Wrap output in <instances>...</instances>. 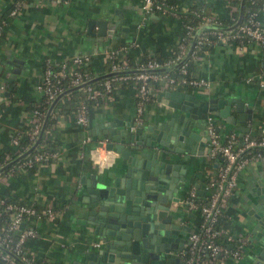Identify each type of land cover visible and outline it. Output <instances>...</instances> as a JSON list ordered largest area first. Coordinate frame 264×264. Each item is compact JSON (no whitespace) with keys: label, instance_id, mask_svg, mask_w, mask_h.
I'll return each instance as SVG.
<instances>
[{"label":"crops","instance_id":"obj_1","mask_svg":"<svg viewBox=\"0 0 264 264\" xmlns=\"http://www.w3.org/2000/svg\"><path fill=\"white\" fill-rule=\"evenodd\" d=\"M199 1L205 14L227 16L230 11L223 0H182L181 8L186 9L190 3ZM9 7L8 20L0 27V147L26 131L30 117L28 106L41 97L36 83L45 60L56 65L75 55L87 54L92 69L99 72L108 47L126 44V51L165 55L176 41L179 28V18L174 13L144 12L140 0H0V15ZM13 8L15 13L10 14ZM114 16L120 20V27L116 33H107L115 28L111 23ZM257 16L264 33V9H260ZM102 24L104 36L97 34ZM191 54L190 75L206 78L208 86L180 84L181 90L195 99L224 98L231 105L232 116L238 114L232 99L240 100L244 107L241 111L245 114L248 111L244 109H249V119L236 120L233 124L216 113L219 131L240 134L242 131L236 126H243L248 128L246 132L256 133L264 128V45L254 40L241 43L216 40L209 49ZM175 85H158L151 90V98L142 112V122L162 119L175 111L169 105L172 99L164 96L165 91ZM135 113L132 88L117 84L107 101L89 105L86 126L78 124L73 113L57 115L52 129L55 155L48 161L31 171L23 169L0 175L1 192L34 205L41 212L23 220L24 225L35 231L24 243L31 258L41 259L44 264H85L84 253L98 249L101 240L85 222L86 181L100 170L111 173L123 166L124 159L112 149L98 168L89 152L96 139L106 137L102 132L113 127L111 120L122 124L137 122ZM197 152L175 155L172 159L185 170L183 193L193 188L197 195L203 194L204 181L217 170L220 158L208 156L206 140ZM262 184L264 159L246 161L238 169L224 218L231 234L243 236L245 243L238 258H226L222 264H248L245 219L250 195ZM180 207L181 220L193 225L198 218L197 212ZM45 209L53 210L52 218L44 215Z\"/></svg>","mask_w":264,"mask_h":264},{"label":"water","instance_id":"obj_2","mask_svg":"<svg viewBox=\"0 0 264 264\" xmlns=\"http://www.w3.org/2000/svg\"><path fill=\"white\" fill-rule=\"evenodd\" d=\"M243 1H238L236 18L232 24L225 27L220 24H205L195 29L185 54L179 61L147 70L159 72L178 67L189 57L196 37L203 28H235L242 19ZM114 18L111 23L115 28L107 33H116L117 27H120V20L116 16ZM97 34L104 36L103 24L99 25ZM1 65L0 61V68ZM141 70L143 69L133 68L104 72L57 93L42 117L35 140L0 169L12 164L36 146L48 114L63 93L108 75ZM164 96L173 101L169 102L175 109L172 114L150 122L122 124L113 119L110 122L113 127L102 132L107 138L104 147L118 152L124 163L114 169V173H103L100 170V173L91 174L86 181L85 222L101 240V244L96 251L84 253L85 264H170L169 256L180 249L181 245L178 243L176 247L169 249L164 241L169 238L175 242L180 241L179 234L190 230L189 224L179 222L182 210H178V214L175 209L180 200L178 195L184 191L185 170L182 164L172 162V159L175 155L199 153L197 151L206 140L204 126L209 112H213L215 117L217 113L232 124L251 116L249 109H244L248 111L247 114L241 111L244 107L237 98L231 100L234 102L233 108L238 111L237 115L232 116L231 105L224 98L195 99L190 93L181 90L179 84L165 91ZM236 128L242 132L248 130L243 126ZM248 205L245 219L248 264H264V184L254 189ZM155 223L159 224L158 229H153ZM0 249L21 262L13 253L1 246Z\"/></svg>","mask_w":264,"mask_h":264},{"label":"built area","instance_id":"obj_3","mask_svg":"<svg viewBox=\"0 0 264 264\" xmlns=\"http://www.w3.org/2000/svg\"><path fill=\"white\" fill-rule=\"evenodd\" d=\"M140 8L144 12H164L165 7L157 0H140ZM264 9V0L261 4ZM15 9L10 10L14 14ZM203 24H218L215 16L211 14L200 13ZM196 28L187 26L189 37L187 40L181 39L178 43L180 55L173 60H167L164 63H158L154 60H147L143 66L137 67L143 70L131 73H117L105 78L98 88H91L88 84L80 87L85 90V97L76 107L74 118L78 124L86 126L88 124L87 110L89 103L87 100L99 99L101 102L107 101L112 94L114 83L117 81L129 82L133 91L135 104V120L141 121L144 105L150 97L151 90L155 87L152 82L158 81L159 86L174 84H186L189 86H208V80L202 76H186V67L184 62L178 66L181 76L177 79L169 76L166 71L157 72L147 69L171 65L179 61L185 54L190 37ZM234 29V28H233ZM232 29V30H233ZM220 41L238 39L239 42L258 41L264 45V33L260 28L258 16L255 13H249L245 22L239 23L233 31L221 32L220 29H212ZM199 42V41H198ZM128 45H113L106 49V58L109 60V71L125 69L123 62L114 61L115 58H121L120 53L125 52ZM90 56L79 54L71 57L69 61L53 65L45 60L41 71V76L36 83V88L50 102L57 93L62 91L60 81L68 76L69 86H75L88 79L86 71L75 69L79 63L88 62ZM42 112L37 108L30 110L28 136L32 143L40 129L42 122ZM205 135L208 147V156L214 157L220 155L219 164L214 174L206 178L203 185V194L197 195L193 188L188 189L186 194L180 199V203L186 210L197 212L198 218L191 226L187 234L186 252L182 257L180 264H222L226 258H238L242 253L245 243L243 236H233L229 227L223 226L221 218L224 217V210L228 204L230 196L233 194L236 184V174L246 161L264 159V128H261L258 136H252L249 132L237 134L235 131H229L222 134L219 131L213 112H209L205 117ZM43 132V131H42ZM86 139H89L86 136ZM13 143L17 142V135L11 138ZM107 141L106 137L98 138L94 146L90 149V157L98 168L105 163V154L112 149L104 147ZM55 155L53 152L37 151L31 157L27 158L23 165L18 166V170L25 169L24 166H30L32 162H37V166L49 160ZM11 173V172H9ZM2 199L0 198V202ZM5 208L12 210L8 229L16 232V238L13 245L8 248L9 236L5 233L0 237V246L16 255L21 262L27 264L25 259L19 255L22 245L28 238L35 235L33 227L24 225L23 220L27 216L36 215V210L30 204L12 202L5 205ZM48 218H52L53 210L45 209L43 212ZM94 243L93 245H97ZM230 244V245H229ZM0 260L6 264H23L11 257L8 253L0 249Z\"/></svg>","mask_w":264,"mask_h":264},{"label":"trees","instance_id":"obj_4","mask_svg":"<svg viewBox=\"0 0 264 264\" xmlns=\"http://www.w3.org/2000/svg\"><path fill=\"white\" fill-rule=\"evenodd\" d=\"M157 1L160 2L165 7L164 12H172L179 18V28L176 31L177 39L174 42L171 50L165 55H161L159 52L154 53V54H148L146 52L134 53L132 52V50L126 51L122 58H115L114 60V61H118L119 63L123 62L124 66L126 67L125 70H130L133 68L143 66L147 60H154L158 63H164L167 60L175 59L176 57L180 55V49L178 47L179 41L181 39L187 40L189 37V32H187V26L197 29L205 25L203 24L202 19L200 18V13H202V9H201L202 3L200 1L190 3L186 7V9L181 8V5L183 3L182 0H157ZM238 1L239 0H223V2L230 9V11L227 16H215V20L217 21L218 24L222 25L223 27L232 24V22L236 18ZM262 2L263 0H244L242 19L240 23L245 22L249 13H255L257 15L258 11L261 9ZM231 7H234V8L231 9ZM9 9L10 7L7 8L6 11L1 13L0 27L2 26L3 23L7 22L8 19H7L6 14L7 12H9ZM212 29L213 28H203L200 31L192 47L191 55H194V54L196 55L206 49H209L210 45L214 41L218 40L215 33L211 32ZM220 30L223 33H227L226 31H230L227 29H220ZM233 30L231 29V31ZM1 37H2V32L0 31V38ZM227 41L239 43L238 39L229 38ZM242 41L245 42L244 40ZM109 64H110L109 60L106 58L105 63L103 64L102 70H100L99 72H96L92 69L91 63L89 60L88 62L79 63L77 66H75V69H78L81 72L86 71L88 73V79H89L97 74L108 72ZM184 64L186 67V76H191L190 71H189L190 70L189 67L192 65L191 56H189L184 61ZM178 69H179L178 67H173L165 71L168 73L169 76L173 77L174 79H177L181 76ZM124 73H131V71H126ZM108 77H110V75L103 77V78L93 80L89 82L88 85L91 88H98L100 87V83L105 78H108ZM68 81H69L68 76L61 79L60 85H61L62 90L71 87L68 85ZM117 84L128 85L130 87L129 82L117 81L114 83V87ZM152 85L158 86L159 82L158 81L152 82ZM84 97H85V90L82 88L71 89L63 93L54 103L50 113L48 114L43 132L36 146L32 148L27 154L23 155L21 158L14 161L12 164L8 165L7 167L3 169H0V175L7 174L9 172L14 173L18 171V166L23 165V162L27 158L31 157V155L34 152L44 151V152L49 153V152L55 151L56 141L54 140L52 136V129H53V125L56 122L57 115L74 113V111L76 110V107L81 102V100L84 99ZM150 98H151V94H150L149 99ZM87 102L89 104H95L101 101L99 99H93V100H87ZM49 103L50 102L47 101L45 96L41 95L39 100L33 102L32 104L28 106V110L37 108L38 110L42 112L43 114L42 116H44ZM28 131H29V124L25 132H23L21 135H17L16 143H13L12 140L10 139L9 142H6L0 147V167L8 163L9 161L13 160L16 156L21 154L31 145L29 136H28ZM249 134L252 136H258L259 132L249 133ZM260 150L262 153H264V148H261ZM36 166H37V162L33 161L30 166H24V168L31 171ZM186 192H187V189L185 190L184 195L186 194ZM0 198L2 199V201L0 202V237L4 236L5 233L7 234V236H9L10 240L8 241V246H9L8 248H10V246L13 245L14 239L16 238V232L8 229V224L10 222L12 210L6 209L5 205L8 203H12V202H18V203H22V202L17 201L13 197L8 196L5 194V192H1V191H0ZM31 206L35 208L36 215L41 214L40 210H38L36 206L34 205H31ZM224 217L221 218L220 223L223 226L228 227L227 222L225 221ZM19 255L25 259V262L27 264H44L43 261H41V259L31 258L30 255L25 251L24 245H22ZM0 264H6V263L0 260Z\"/></svg>","mask_w":264,"mask_h":264},{"label":"flooded vegetation","instance_id":"obj_5","mask_svg":"<svg viewBox=\"0 0 264 264\" xmlns=\"http://www.w3.org/2000/svg\"><path fill=\"white\" fill-rule=\"evenodd\" d=\"M183 195H184V193L182 195L180 194L178 196L182 197ZM179 205L182 206V208H183V205L181 203ZM179 205L175 208L176 211L178 212V214H179V211L181 209V207ZM179 222H181V224H189L190 229H191L192 224H190L189 222L182 221V220H180ZM158 227H159V224L155 223L153 229H158ZM188 232L189 231H182V233L179 234L180 241L175 242V241H173L172 238H169V240L167 239L166 241H164V244H166L169 247V249L176 247L178 245V243L181 245L180 249H177V251L174 252L173 255L169 256V263L170 264H180L182 257L184 256V254L186 252V246L188 243V241H187ZM153 242H154V240H153ZM152 245H154V243H152Z\"/></svg>","mask_w":264,"mask_h":264}]
</instances>
